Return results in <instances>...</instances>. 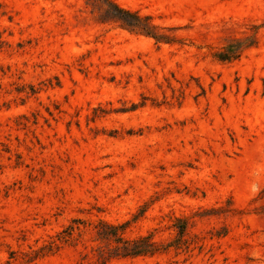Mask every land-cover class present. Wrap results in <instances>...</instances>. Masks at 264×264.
I'll use <instances>...</instances> for the list:
<instances>
[{"label": "rangeland", "instance_id": "374dc122", "mask_svg": "<svg viewBox=\"0 0 264 264\" xmlns=\"http://www.w3.org/2000/svg\"><path fill=\"white\" fill-rule=\"evenodd\" d=\"M0 264H264V0H0Z\"/></svg>", "mask_w": 264, "mask_h": 264}, {"label": "trees", "instance_id": "16d2710c", "mask_svg": "<svg viewBox=\"0 0 264 264\" xmlns=\"http://www.w3.org/2000/svg\"><path fill=\"white\" fill-rule=\"evenodd\" d=\"M118 11V15L115 17L121 19L128 26L133 28H140L141 30L150 34L148 28L142 24V19L130 13L129 11L123 10L117 6H114ZM99 226L106 228V232H98L101 239L114 241L117 243L115 248L114 257H137L147 254H153L151 249L152 244L149 242L148 237H139L136 239H126L123 234L127 224L113 225L107 222H101ZM75 230L74 226H69L64 232V236L61 239L70 237Z\"/></svg>", "mask_w": 264, "mask_h": 264}, {"label": "clouds", "instance_id": "9594fccd", "mask_svg": "<svg viewBox=\"0 0 264 264\" xmlns=\"http://www.w3.org/2000/svg\"><path fill=\"white\" fill-rule=\"evenodd\" d=\"M260 189L258 188V186H256V185H253L252 186V189H251V191L255 194L256 192H258Z\"/></svg>", "mask_w": 264, "mask_h": 264}]
</instances>
